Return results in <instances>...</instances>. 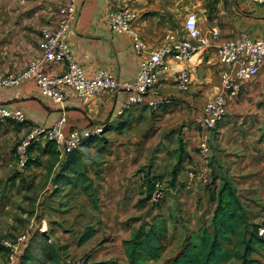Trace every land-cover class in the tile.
Listing matches in <instances>:
<instances>
[{
    "label": "crops",
    "instance_id": "obj_1",
    "mask_svg": "<svg viewBox=\"0 0 264 264\" xmlns=\"http://www.w3.org/2000/svg\"><path fill=\"white\" fill-rule=\"evenodd\" d=\"M71 2L0 0V72H20L32 61L42 59V30L56 27L60 9ZM74 4L78 16L71 23L67 40L74 60L89 77L98 69L112 72L121 82L136 77L143 55L136 52L129 35L119 34L109 26L112 13L124 8L139 15L136 26L147 45V54L187 37L185 21L189 13L198 16L207 51L160 76L149 99L172 97L173 105L160 109L147 104L135 106L121 116L125 100L122 91H105L82 101L69 90L61 104L41 95L33 80L0 88V107L20 110L28 119L27 124L0 122V219L7 221L10 214L18 212L15 205L29 192L40 189L39 182L48 174L42 193L55 197L63 185L72 204L64 206L63 215L58 218L63 221L64 230L47 222L46 231L33 235L32 244L37 242L39 254L35 253L36 244L31 246V253L26 254L34 260L31 264H48V250L46 254L44 248L59 243L63 250L71 252L78 247L86 251L96 247L97 253L90 258L93 264H130L124 242L140 228H148L160 219L166 220L168 228L165 250L159 260L151 263L173 264L193 233L203 228L214 232L217 201L211 184L218 185L224 179L234 185L245 221L243 231L251 233L264 220V66L238 98L229 100L227 116L215 131H206L195 125L193 119L198 109L223 90L220 74L224 65L217 55L216 43L242 33L254 38L264 35V10L253 0H74ZM214 30L218 31L217 41ZM46 68L62 74L66 64L52 63ZM182 70H187L191 78L189 88L183 91L176 85ZM63 116L67 119L64 125L67 131L90 130L98 125L106 128L98 140L85 138L80 148L85 152L96 150V154L105 157L99 166L85 169L92 176L89 184L97 188L96 206L101 212L93 208L94 201L86 195L89 185L83 187L72 179L76 170L65 172L66 162L72 157L56 144L36 143L30 158L34 164L25 170L19 165L17 145L29 133L30 126L52 125ZM175 124H182L183 132L174 136L179 147L172 143L176 159L166 176L170 167L167 164L162 167V162L168 156L166 145ZM206 134L211 147L208 156L199 149ZM158 145L162 150L152 155ZM174 151H178L176 155ZM81 162L77 160V164ZM161 176L166 195L160 204H155L151 201V187L154 179ZM42 193L37 200L43 198ZM52 203L54 207L50 208L55 210L59 202L56 199ZM82 208L90 209L89 214L74 218L81 214ZM89 222L94 235L83 241L89 234ZM102 230L107 233H100ZM109 235H112L110 242L99 249L98 245ZM29 236L22 237L18 264L31 244ZM263 249L257 247L252 254L260 264H264L259 254Z\"/></svg>",
    "mask_w": 264,
    "mask_h": 264
},
{
    "label": "built area",
    "instance_id": "obj_2",
    "mask_svg": "<svg viewBox=\"0 0 264 264\" xmlns=\"http://www.w3.org/2000/svg\"><path fill=\"white\" fill-rule=\"evenodd\" d=\"M253 1L264 10V0ZM59 14L60 19L56 27H46L42 30L43 58L32 61L20 72H0V88L33 80L41 95L61 104L65 102L69 90H73L82 101L105 91H122L125 100L119 112L121 116L135 106L147 104L153 109H160L173 105L172 97L152 96L149 99L160 76L171 67L185 64L194 55L203 56L207 51V43L201 37L198 16L189 13L185 21L187 37L147 54V45L136 26L139 15L132 9L124 8L112 13L109 26L119 34L129 35L133 39L136 52L143 55L136 77L132 81L121 82L112 72L103 69L96 70L94 75L89 77L85 68L74 60L67 40L71 23L78 16L74 0L61 8ZM214 38L216 41L219 38L217 30H214ZM216 52L224 65L220 74L223 90L198 109L193 119L195 125L206 131L217 129L227 116L229 100L238 98L264 66V35L254 38L242 33L234 38L219 41L216 43ZM52 63H65L66 71L62 74L51 73L46 65ZM190 84L191 78L187 70L178 73L176 85L179 90H187ZM10 120L27 124L28 119L20 110L0 107V122ZM66 120V116H63L52 125L30 126L29 133L16 149L18 162L23 170L28 168L32 147L38 142H52L69 155L83 146L85 138L97 139L106 133L104 125L94 126L90 130L74 128L67 131L64 128ZM199 149L202 154L210 155L211 147L207 134L200 142ZM153 186L151 201L160 204L166 195L164 183L159 178L154 179ZM258 233L263 236L264 227L259 228ZM12 260L10 264H17L16 255L12 256Z\"/></svg>",
    "mask_w": 264,
    "mask_h": 264
},
{
    "label": "trees",
    "instance_id": "obj_3",
    "mask_svg": "<svg viewBox=\"0 0 264 264\" xmlns=\"http://www.w3.org/2000/svg\"><path fill=\"white\" fill-rule=\"evenodd\" d=\"M68 156L78 161L84 160L83 153L77 150ZM32 164L30 160L28 166ZM157 178L162 179V176ZM151 190L154 191V186ZM213 198L217 201L213 218L214 232L203 228L193 233L175 256L173 264H230L234 258L241 260L242 264H260L252 254L257 247H264V235H259V225L251 233L243 231L245 221L242 206L231 181L224 179L216 193H213ZM92 235L94 230L89 231L83 241ZM167 235L165 219L154 220L148 228L137 230L131 239L124 242L130 264H152V261L159 260L165 250ZM48 259L52 257L48 256Z\"/></svg>",
    "mask_w": 264,
    "mask_h": 264
},
{
    "label": "rangeland",
    "instance_id": "obj_4",
    "mask_svg": "<svg viewBox=\"0 0 264 264\" xmlns=\"http://www.w3.org/2000/svg\"><path fill=\"white\" fill-rule=\"evenodd\" d=\"M158 115V114H157ZM151 118H153L155 115L152 113L151 114ZM173 117V116H172ZM174 117H178L177 115H175ZM173 117V118H174ZM183 125L182 124H175V128H174V132H169L172 135L171 138H169V142L166 145L167 146V157H164L163 159H165V161L162 162V167L164 164H167L170 167V170L168 171V173L166 174V176H168L171 171L172 168L174 167V161L176 159V156H173V149L171 150L172 147V143L175 146H178L176 143H174L175 138L174 136H176L177 133H181L183 132L182 129ZM82 148V147H80ZM80 148L77 151H80L83 153V156L86 158L85 160H82V164H77V160L75 158H71L69 159L68 162H66L67 164L65 165V172L68 171H72V170H76L75 171V175L72 177V179L77 180V182H79L83 187H85L87 184L89 185L90 189H86V195L89 198H92V200L94 201V206L95 203L97 204V188L95 185L89 184L92 182L91 178V174L89 173L86 174V168L89 166L92 167H97L102 163V157L99 154H96L98 151H94V150H88L87 152H85V150H80ZM163 147H161V145H158V148L155 150V152L152 153V155H155V153H157L158 151H161ZM178 151H174V154L176 155ZM170 156V157H169ZM72 157V156H70ZM56 160V159H54ZM57 162V161H56ZM72 162V163H71ZM50 174L45 175L44 178L42 179L41 182H39V187L40 189H36L33 190V192H29L27 194V196H25V198H23V200H19V204L17 203L15 205V207H17V211L16 213H12L10 214L9 218L7 221L1 220L0 219V264H10L13 260H12V256L16 255L19 256L20 255V243L22 240V237L27 235H30V241L31 244L29 246V248L26 250V252L23 254L22 256V262L21 264H31L32 262H34V260L30 259L29 256L27 257V252L31 253L29 250L31 249V246H34L36 244L37 246V242L35 241L34 244L33 243V235L37 232L41 231H46V227H48V223L47 222H51V226H58L60 227L62 230H64V226L63 221L61 222V220H59L58 218L60 216L63 215V209L65 207H69L70 205H72L67 199H68V195L65 196V189L63 188V185L60 186L59 189H57V191L55 192V197L52 195H44L42 192L46 186V183L44 182L45 179H47V177H49ZM211 177L212 174H211ZM218 177L223 178L221 175H218ZM165 178V176H164ZM44 183V184H43ZM222 185V183L218 184V185H214L211 184V190H213L215 193L218 190V188ZM38 191V192H37ZM47 192V191H46ZM53 192V191H52ZM51 192V194H52ZM34 193V194H33ZM41 193L43 194L41 198L40 196V200H37V197L39 195H41ZM39 194V195H38ZM47 194V193H46ZM51 196V197H50ZM45 197V198H44ZM39 198V197H38ZM46 199V200H45ZM54 200V202L57 201L59 202V204L57 203V208H55V210H53L52 208H50V205L52 207H54L52 200ZM65 204V205H64ZM65 206V207H64ZM93 208L98 211L101 212V209L96 206ZM70 209V208H69ZM74 209V208H73ZM89 210L87 208H82L81 209V214H78L77 217L76 215H74V218H80L81 216L86 217L87 214H89ZM125 214H127L128 212H124ZM263 217H264V210H263ZM45 220V221H43ZM259 228L264 227V220L260 221L259 224ZM91 222L88 223L87 226V231L89 232L91 229ZM99 229H103V228H99ZM51 232V231H50ZM53 232V231H52ZM47 233V232H45ZM100 233H107L105 230L100 231ZM112 235L109 236H105L103 239V242H101L98 246L99 249H101V247H103L102 244H104L105 242H110V238ZM61 244H57V246H52L51 248H44L43 252H46L47 254V250H48V256L52 257L51 260H49V262H47L48 264H93L90 261V258L93 257L94 254L97 253V251L95 250L96 247H94L93 249H89L86 251V249L84 248V250H82L80 247L76 248L74 251L71 252V250L67 251V250H63V248L60 246ZM60 247V248H59ZM98 249V251H99ZM39 248L37 246V249L35 250L36 254H39ZM27 254V255H26ZM260 256L264 259V249L261 253H259ZM30 260V262H29ZM29 262V263H28ZM18 264V261H17ZM230 264H242V261L239 260L238 258H234Z\"/></svg>",
    "mask_w": 264,
    "mask_h": 264
},
{
    "label": "bare ground",
    "instance_id": "obj_5",
    "mask_svg": "<svg viewBox=\"0 0 264 264\" xmlns=\"http://www.w3.org/2000/svg\"><path fill=\"white\" fill-rule=\"evenodd\" d=\"M195 58H193V60H194Z\"/></svg>",
    "mask_w": 264,
    "mask_h": 264
}]
</instances>
